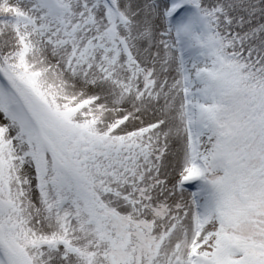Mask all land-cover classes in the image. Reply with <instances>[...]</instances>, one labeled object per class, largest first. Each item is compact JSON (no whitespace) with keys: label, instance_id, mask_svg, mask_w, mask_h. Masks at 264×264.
I'll list each match as a JSON object with an SVG mask.
<instances>
[{"label":"snow or ice","instance_id":"1","mask_svg":"<svg viewBox=\"0 0 264 264\" xmlns=\"http://www.w3.org/2000/svg\"><path fill=\"white\" fill-rule=\"evenodd\" d=\"M0 264H264V0H0Z\"/></svg>","mask_w":264,"mask_h":264}]
</instances>
